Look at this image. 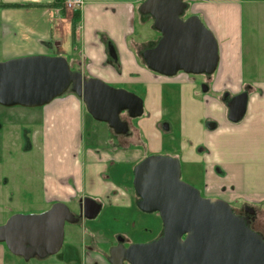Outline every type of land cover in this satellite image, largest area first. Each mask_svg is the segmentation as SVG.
Returning a JSON list of instances; mask_svg holds the SVG:
<instances>
[{
  "label": "crops",
  "instance_id": "1",
  "mask_svg": "<svg viewBox=\"0 0 264 264\" xmlns=\"http://www.w3.org/2000/svg\"><path fill=\"white\" fill-rule=\"evenodd\" d=\"M142 1L83 0L73 44L72 10L0 7V61L32 54L63 55L84 76L98 77L115 87L125 86L140 95L148 112L136 122L146 142L141 148L122 144L104 122H91L85 138L87 112L81 98L70 91L37 108L41 114L44 200L50 204L61 201L70 207L88 196L98 199L102 206V200L109 199L111 207H129L125 166L135 164L141 154H166L177 156L184 176L193 184L198 180L190 168L203 165L199 182L204 196L219 197L236 208L250 206L258 221H264V75L260 77L253 71L245 75L243 52L244 5L256 9L264 5V0H184L186 13L198 15L218 44L216 70L201 81L197 75L184 72L160 75L138 59L137 47L148 43L147 38H134L135 23L147 24L138 12ZM152 23L150 20L149 25ZM63 27L70 31L69 51L64 48ZM159 37L156 31L149 40ZM203 81H207V93L199 91ZM223 91L248 93L246 113L237 123L227 119ZM163 121L168 125L165 131L160 127ZM208 122L216 123L215 128H208ZM172 127L180 136L177 145L171 144ZM220 135L227 139L223 141ZM253 140L261 144L253 146ZM81 227L82 264H108L94 232L96 225L86 227L82 223ZM71 235L69 232L67 236ZM73 247L70 241L65 243L64 237L57 254L37 262L25 260V264H70ZM21 259L0 243V264H18Z\"/></svg>",
  "mask_w": 264,
  "mask_h": 264
},
{
  "label": "water",
  "instance_id": "2",
  "mask_svg": "<svg viewBox=\"0 0 264 264\" xmlns=\"http://www.w3.org/2000/svg\"><path fill=\"white\" fill-rule=\"evenodd\" d=\"M187 8L184 0L140 3L139 13L149 15L160 33L157 42L141 52L151 71L173 76L178 72L211 75L216 70L217 40L198 15L184 17ZM207 89L205 85L202 91ZM68 90L82 99L94 120L106 123L115 134L128 130L122 111L130 118L144 112L140 96L72 70L63 55L32 54L0 61L2 106L41 107ZM247 100L248 93L243 91L226 104L230 122L237 123L244 117ZM215 125L207 123L210 129ZM132 185L139 197L137 207L159 214L162 233L150 242L112 247L108 258L111 264H264V235L252 229L251 217L237 214L227 201L204 196L182 180L177 157L147 155L135 164ZM245 207L250 214L254 212L252 207ZM101 208L100 202L85 196L81 198L80 216L93 219ZM78 220L61 201L40 213H15L0 223V243L25 260L44 259L62 248L65 224Z\"/></svg>",
  "mask_w": 264,
  "mask_h": 264
},
{
  "label": "rangeland",
  "instance_id": "3",
  "mask_svg": "<svg viewBox=\"0 0 264 264\" xmlns=\"http://www.w3.org/2000/svg\"><path fill=\"white\" fill-rule=\"evenodd\" d=\"M260 6L255 9L250 4H246L243 9V52L244 73L246 76L251 71L257 73L260 77H263L262 75H264V5ZM187 15L188 14L185 12L184 17ZM142 19H144V21L147 20V24L145 26H140L136 22V34L134 35V38L138 41L146 38L148 40V43H144L137 47L141 51L143 50V47L148 46L147 44L150 42H155L154 40L150 41L149 37L156 35L157 31H155L152 26L153 23L151 26L149 25L150 20H152L150 17L146 16ZM67 31L63 27V36L66 37L63 38L65 39L64 48L69 51L71 39L70 31ZM73 67L76 68V64L73 63ZM197 76L198 81H201L205 75L201 74ZM111 84L112 86L114 85L113 83H110V85ZM122 87L127 89L125 86ZM199 91L203 92L202 88H199ZM204 93H207V90ZM83 106L86 112L84 103ZM84 114L87 117L88 123L84 128V137L86 138L91 131L90 124H97L96 122L98 121L94 120L88 113ZM133 123L132 130L135 137L131 139V142L143 145L136 121ZM102 124L105 126V123ZM40 125L41 114L40 109H37V107L29 108L13 106V108L5 109L0 106V223L5 222L12 214L40 213L47 210L50 206V203L43 198L44 188L42 183L43 173L40 150ZM134 126L136 127L134 128ZM24 131L25 139H23L21 135V132L23 133ZM177 131L178 130L174 127L171 128L170 133L173 141L171 144L177 145L178 140H180ZM225 136L226 135H220L219 138H222L224 141L227 139ZM261 141L264 144V136ZM223 143L226 144L227 142ZM260 144V141L253 140V146H258ZM246 145H248V143H246ZM128 146H131V144ZM143 155L144 154H141V157L136 162L143 159L145 157H143ZM135 164L132 166L126 165L124 168L126 169V184L130 187L129 195L131 205L129 207H111V205H109V199H103V206L95 218L83 219L80 217L81 219L77 225H74L75 223L65 224V243L70 241L77 249L72 260L69 259V261L71 260L70 264H82L81 238L84 236L83 227H81L82 223L86 227L96 225L97 228L96 230L94 229V232L96 233V238L101 243V249L106 255L108 254L109 244L115 243V238L117 236L126 237L129 244L146 243L154 240L158 236L160 230H162L161 218L157 212L146 213L139 210L137 207V200L139 199L133 194V187H131ZM203 169V165L200 164H196L195 167L190 168L195 179L198 180L197 183L193 184L187 180L186 176H184L181 165V179L198 188L202 195H204V188L199 180L202 177L201 172ZM79 200H77V202ZM77 202L73 203L70 206V209L78 217L81 211ZM258 227L264 232L263 220L260 221ZM69 232L72 233L70 237L67 236ZM97 234L101 236H97ZM86 238L88 239V236H86ZM29 260L37 262L42 261L43 259L32 258ZM18 264H25V259L22 258L21 263ZM124 264L128 263L125 262Z\"/></svg>",
  "mask_w": 264,
  "mask_h": 264
},
{
  "label": "flooded vegetation",
  "instance_id": "4",
  "mask_svg": "<svg viewBox=\"0 0 264 264\" xmlns=\"http://www.w3.org/2000/svg\"><path fill=\"white\" fill-rule=\"evenodd\" d=\"M139 12V11H138ZM141 15H143V14H141L140 13V16ZM144 16H148V17H150L149 15H144ZM142 17V16H141ZM154 43V42H153ZM149 44H151V42L149 43ZM149 47H151V46H149ZM147 48V47H146ZM145 49V48H144ZM143 49V50H144ZM142 50V51H143ZM146 66V65H145ZM147 67V66H146ZM149 69V68H148ZM192 75V74H191ZM195 76V75H194ZM207 78L208 77H210L211 75H205ZM205 78V77H204ZM207 86L208 87V84H207V81L205 82V81H203L201 84H200V88H203V86ZM122 88H124V87H122ZM208 90V89H207ZM132 92V91H131ZM240 93V92H239ZM136 94V93H135ZM234 95H236V94H230L228 91H223L222 92V95H221V98H222V100L224 101V104H225V106H226V104L230 101V99L234 96ZM140 96V95H139ZM143 100V99H142ZM0 106H2V105H0ZM19 107H22V106H19ZM143 107H144V112H143V114L140 116V117H142L143 115H148V112H147V110L145 109V106H144V101H143ZM2 108H5V109H8V108H13V107H6V106H2ZM37 108H39V107H37ZM226 110H227V106H226ZM140 117H137V118H130L129 116H128V114H127V112L126 111H122L121 112V118L123 119V120H126L127 122H128V130H127V132L126 133H122V134H116V136L118 137V139H119V141L122 143V144H127L126 146H128L129 144H131L132 146H135V147H141V148H143V145H144V143L146 144V142H145V140L144 141H142L143 142V145L142 144H135V143H132L131 142V139L132 138H134L135 137V134H134V132H133V130H132V127H133V122L134 121H136L137 122V119L138 118H140ZM228 119V118H227ZM132 120V121H131ZM216 124V123H215ZM167 126V128H168V125L166 124V122H161V124H160V127H161V129L162 130H164L165 131V128H164V126ZM216 126V125H215ZM136 126H134V128H135ZM166 128V129H167ZM23 130V129H22ZM25 131L22 133L21 132V135H22V137H23V139H25ZM115 134V133H114ZM172 156V155H171ZM138 162H136V164H137ZM135 166V165H134ZM132 191H133V194H135V196L139 199V197L136 195V193H135V191H134V189L132 188ZM96 201H98V202H100L98 199H95ZM130 202H131V199H130ZM136 202V201H135ZM137 202H138V200H137ZM53 203H55V202H53ZM53 203H51L50 204V206L53 204ZM78 203V206H79V209H80V203H81V199L77 202ZM131 205V204H130ZM136 205V204H135ZM49 206V207H50ZM140 210V209H139ZM254 210V209H253ZM235 212L237 213V214H239V215H241V216H250L251 217V221H250V226L255 230V231H257V232H260L261 233V229L258 227V225H259V221H258V219L256 218L257 216H256V212L254 211L252 214H250V212H249V208L248 209H246V207H245V205H243V206H240V207H235ZM76 215V214H75ZM77 216V215H76ZM79 217V220L81 219L80 217V215L78 216ZM83 219H84V217H82ZM87 219V218H86ZM79 220L74 224V225H77L78 223H79ZM161 233H162V230H160V232H159V234H158V236L157 237H159L160 235H161ZM64 237H65V235H64ZM156 237V238H157ZM119 238H122V240L120 241L119 240ZM155 238V239H156ZM115 243H111V244H109V246H108V254L106 255L105 254V252L103 251V256L105 257V259H106V261L108 262V264H111L110 262H109V255H110V249L112 248V247H114V246H117L119 243H122L124 246H127L129 243L127 242V239H126V237H124V236H117L116 238H115ZM108 241V240H107ZM108 243H109V241H108ZM74 249H73V253L70 255V257L71 258H73L74 256H75V254H76V247H73ZM60 251V250H59ZM57 254V253H56ZM125 263V262H124ZM123 263V264H124Z\"/></svg>",
  "mask_w": 264,
  "mask_h": 264
},
{
  "label": "trees",
  "instance_id": "5",
  "mask_svg": "<svg viewBox=\"0 0 264 264\" xmlns=\"http://www.w3.org/2000/svg\"><path fill=\"white\" fill-rule=\"evenodd\" d=\"M64 2H65V0H53V1L49 2V3H25V4H20V3H0V7H13V8L14 7H52V8H60L61 10H64L65 9L64 8ZM79 14H80V11L78 9L72 11V44L74 42L73 30L75 28L76 22L79 19ZM141 16H142L141 18H145L146 17L144 15H141ZM156 42H157V40L154 43L147 44L148 46H144L143 49L146 48V47L154 45ZM141 52H142L141 50L137 49L136 55H137L138 59L145 65V63H144V61L142 59V56H141ZM70 67H71L72 70H76L73 66H70ZM87 77H89V76H87ZM68 91H70V90H68ZM249 91H251V88H250V90H248V93H249ZM138 131H139V129H138ZM141 139H142V141H144V139L142 137H141ZM147 155H149V154H147ZM174 157H177V156L174 155ZM230 206L235 211V206H232V205H230ZM261 233L264 235L263 231H261Z\"/></svg>",
  "mask_w": 264,
  "mask_h": 264
},
{
  "label": "built area",
  "instance_id": "6",
  "mask_svg": "<svg viewBox=\"0 0 264 264\" xmlns=\"http://www.w3.org/2000/svg\"><path fill=\"white\" fill-rule=\"evenodd\" d=\"M83 0H65L64 8L69 10L81 9Z\"/></svg>",
  "mask_w": 264,
  "mask_h": 264
}]
</instances>
